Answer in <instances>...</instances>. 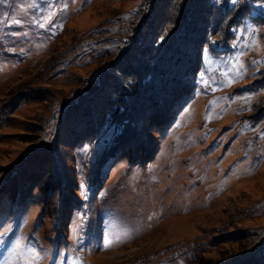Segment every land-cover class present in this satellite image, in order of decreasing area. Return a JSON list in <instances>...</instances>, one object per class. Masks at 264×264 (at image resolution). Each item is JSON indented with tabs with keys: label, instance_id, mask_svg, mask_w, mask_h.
Masks as SVG:
<instances>
[{
	"label": "rangeland",
	"instance_id": "374dc122",
	"mask_svg": "<svg viewBox=\"0 0 264 264\" xmlns=\"http://www.w3.org/2000/svg\"><path fill=\"white\" fill-rule=\"evenodd\" d=\"M209 1L166 112L98 81L141 0H0V264H229L264 236V6Z\"/></svg>",
	"mask_w": 264,
	"mask_h": 264
},
{
	"label": "trees",
	"instance_id": "16d2710c",
	"mask_svg": "<svg viewBox=\"0 0 264 264\" xmlns=\"http://www.w3.org/2000/svg\"><path fill=\"white\" fill-rule=\"evenodd\" d=\"M259 2L264 6V0H259ZM212 3L209 0H141L126 32L121 35L122 38H125L120 40L123 53L116 55L110 70L102 71L103 75L98 78V81L103 83L102 87L106 89V81L113 79L114 75L121 79L120 74L125 72V69L130 74L134 90L121 91L117 94L116 103L122 101L121 104H125L127 100L136 99L143 108L162 106V110L168 111L171 101L167 97H171L172 92L177 93V88L182 81L186 87L185 78L190 73L189 69L185 71V75L180 74V76L172 72L178 66V59L181 56L179 47L188 42L191 37L190 29L195 26L192 23L199 21L203 14L209 11ZM241 8L245 15L246 9L243 6ZM228 16H231V13ZM256 19L258 25L264 26V9L257 14ZM191 47L193 46L189 44L186 46L187 49ZM102 90L99 92V97L102 95ZM79 91L92 98L87 84ZM72 98L75 99L76 95ZM96 101L97 99L94 100L95 103ZM134 128L131 125L127 131L120 129V132L115 134L117 136L114 142L121 144L126 142L127 139L124 136L128 137ZM134 135L140 136L137 132H134ZM128 141L129 144L133 143L132 139H128ZM248 236L247 238L251 239L249 243L248 241L244 243L246 251L238 255L235 262H229V264H264V236H260L258 239L254 238L255 240L251 235ZM240 242L243 243L242 240Z\"/></svg>",
	"mask_w": 264,
	"mask_h": 264
},
{
	"label": "snow or ice",
	"instance_id": "6c2138e0",
	"mask_svg": "<svg viewBox=\"0 0 264 264\" xmlns=\"http://www.w3.org/2000/svg\"><path fill=\"white\" fill-rule=\"evenodd\" d=\"M232 2H233V3H235V2H236V0H232Z\"/></svg>",
	"mask_w": 264,
	"mask_h": 264
}]
</instances>
